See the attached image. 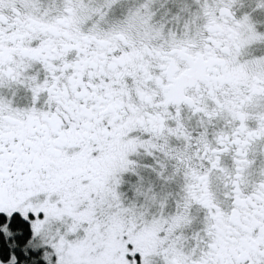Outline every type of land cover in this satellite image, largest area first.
I'll return each instance as SVG.
<instances>
[{"label":"snow or ice","instance_id":"snow-or-ice-1","mask_svg":"<svg viewBox=\"0 0 264 264\" xmlns=\"http://www.w3.org/2000/svg\"><path fill=\"white\" fill-rule=\"evenodd\" d=\"M0 264H264V0H0Z\"/></svg>","mask_w":264,"mask_h":264}]
</instances>
